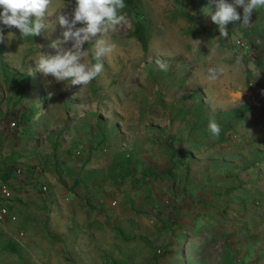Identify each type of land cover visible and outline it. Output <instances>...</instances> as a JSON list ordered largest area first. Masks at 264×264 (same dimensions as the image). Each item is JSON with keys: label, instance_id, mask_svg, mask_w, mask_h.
<instances>
[{"label": "rangeland", "instance_id": "374dc122", "mask_svg": "<svg viewBox=\"0 0 264 264\" xmlns=\"http://www.w3.org/2000/svg\"><path fill=\"white\" fill-rule=\"evenodd\" d=\"M136 1L138 9L127 6L124 23L105 37L115 48L103 59L104 71L82 88L36 70L39 52L55 55L49 45L63 40L55 14L45 17L49 28L36 37L0 25L5 37L13 33L0 43V170L2 178L12 170L7 184L13 198L6 203L18 218L0 224V264L40 261L41 239L31 242L41 228L47 237L52 224L53 233L70 226L88 242L52 240L47 249L55 264H181L184 253L187 264H264V74L256 65L264 58V9L253 12L247 27L231 22L229 37L217 39L218 27L205 16L209 0ZM237 11L242 17L243 9ZM137 22L147 27V54L130 35ZM192 39L202 41L198 53ZM84 48L92 60L93 46ZM157 58L168 71L159 69ZM217 65L224 74L210 80L207 70ZM23 79L29 88L22 99L15 87ZM194 94L213 114L247 104L250 123L228 142L208 140L199 152L187 133H179L175 181L147 182L139 173L118 178L124 156L133 154L138 169L167 161L160 139L180 128L170 123L171 106L187 109L198 100L185 97ZM31 108L38 112L34 120L9 127L17 123L12 112ZM78 175L87 177L75 184ZM91 222H97L95 231ZM20 231L25 237L18 243Z\"/></svg>", "mask_w": 264, "mask_h": 264}, {"label": "clouds", "instance_id": "9594fccd", "mask_svg": "<svg viewBox=\"0 0 264 264\" xmlns=\"http://www.w3.org/2000/svg\"><path fill=\"white\" fill-rule=\"evenodd\" d=\"M68 7L65 0L59 6L54 5L53 0H0V25L19 30L23 37H36L49 28L45 17L55 14L58 24L64 29L63 40L53 41L49 45L56 50L55 55L39 52V58L35 60L36 70L45 77L51 76L56 82L68 81L70 86L82 88L104 71L103 59L115 48L114 44L106 42L105 37L124 23L123 10L127 5L125 0H75L70 12ZM237 8L243 9L242 17ZM204 9L208 10L205 16L210 17L218 27L220 35L217 39H224L229 37L226 26L230 22L242 21L241 26H249L253 12L264 9V0H209ZM3 27H0V43L13 38L11 32L5 37ZM98 34L100 38L95 39L93 44ZM192 41V51L198 53L202 41ZM68 42H71L70 48L61 47ZM86 43L93 46L92 60L85 59L89 55L84 48ZM236 62L240 63L241 57L238 56ZM155 63L161 71H168L169 64L166 61L157 58ZM207 71L208 78L213 81L224 74V68L218 65ZM207 131L213 139L219 138L222 128L214 117L209 119Z\"/></svg>", "mask_w": 264, "mask_h": 264}, {"label": "trees", "instance_id": "16d2710c", "mask_svg": "<svg viewBox=\"0 0 264 264\" xmlns=\"http://www.w3.org/2000/svg\"><path fill=\"white\" fill-rule=\"evenodd\" d=\"M69 7L72 9L75 6V0H66ZM126 5L132 9H138L139 4L136 0H125ZM262 9H259L257 13H259ZM231 26V22L228 24ZM15 29V28H14ZM131 37L136 38L144 51L145 54L149 51V39H148V31L145 24L141 22H137L134 28V31L130 34ZM253 50L254 51H260L259 46L257 43H253ZM264 58H258L256 60L257 67L262 71L264 74ZM2 74L5 78V82L10 85L12 82V77L9 75L6 67L2 66ZM17 90H19V96L20 98H24L26 95L28 88H29V82L26 79H23L20 83H17V86L15 87ZM192 98L196 101L194 104L190 105L187 109L183 106L179 109L176 108L175 105L171 106L172 112H169L170 115V123L177 122L179 125V131L172 134L169 133L167 137L164 139H160V143L163 145L166 151V155L168 157L167 161L163 165H157V164H151V163H145L143 168L138 169L136 166V162L133 161L134 155L131 154L128 158H124L119 162L121 165V170L117 172L118 178L121 180H125L129 177H132L135 175V173H139L141 175V178L144 179L147 182H160L165 179L169 181H175L177 178V168H178V162L177 157L179 150L176 146V143H179V133L181 134L183 131L187 133L188 140L191 141V149L195 152H199L204 145H207L208 140L213 139L209 132L207 131V125L210 118L214 117L216 121L221 125L222 131L215 143L223 144L225 142H228L234 134L237 133L238 127L242 126L244 123L249 124V114H250V107L245 104L242 105L234 110L228 111V112H218L216 114L210 113L205 106L204 102L202 101V98L199 94H194L189 97H185V99ZM18 115L15 119L17 121V126L14 128L16 129L19 127V122L29 124L32 120L36 118L38 115V112L35 108H31L28 111L25 112H12V115ZM16 117V116H15ZM14 122V121H13ZM12 123V122H11ZM9 123V125L11 124ZM262 132L264 133V119L261 124ZM165 134V133H164ZM101 143H104L106 141V135H102ZM264 158V154L262 155ZM135 160V159H134ZM12 170L11 168H8L6 172L4 173V178H2L3 174L0 170V179L4 183H8V180L11 177ZM190 174V168H187V176ZM229 175H235L232 172L228 174ZM84 177L78 175L75 179V184L80 183L82 180H84ZM85 181V180H84ZM150 184V183H147ZM123 240L127 239L125 236H122ZM186 236L182 239L183 241H186ZM119 239V238H118ZM128 240V239H127ZM131 240V238H130ZM129 241V240H128ZM12 243L13 247L9 248L10 251L14 253H18V251L15 248V243ZM128 243V242H127ZM171 253V251L168 252L167 256ZM156 258V257H153ZM108 263H110L113 259L111 257H107L105 259ZM153 261H156L153 259ZM152 263V260L149 261V264ZM188 263V257H186V253L182 256L181 264H187ZM113 264H119L118 260H113Z\"/></svg>", "mask_w": 264, "mask_h": 264}, {"label": "crops", "instance_id": "0c3cea01", "mask_svg": "<svg viewBox=\"0 0 264 264\" xmlns=\"http://www.w3.org/2000/svg\"><path fill=\"white\" fill-rule=\"evenodd\" d=\"M88 225L90 227H94V231H95V227H98L97 226V222H94V223L91 222V223H88ZM55 227H56V225L52 224V227H51V225L48 226V230L45 229V232L48 235L47 237L46 236L44 237L42 235V228L37 230L36 234H37L38 237L36 236L35 238H33V241L31 242V245L35 241H36L35 243L37 245V238L41 239V240H38V248H39V252H41V255H40L41 259L39 261L38 258H33V264H55V257H54V259L52 258L53 256L49 253L47 248L53 244L52 240L56 241V238L59 241L62 240V242H65V238L66 239H71L70 236H72V237H74L73 239H75V237L77 236L76 240H74V245L75 244H81L82 246H85L88 243V242H86V239L84 237L80 236V234H75L73 232V230L70 229V226H68L66 230H62V231H59V232L57 231V233H53ZM66 236H68L69 238L66 237ZM18 243H20V242H18ZM35 255L37 257V254H35ZM51 261H52V263H51Z\"/></svg>", "mask_w": 264, "mask_h": 264}, {"label": "built area", "instance_id": "2783aa9c", "mask_svg": "<svg viewBox=\"0 0 264 264\" xmlns=\"http://www.w3.org/2000/svg\"><path fill=\"white\" fill-rule=\"evenodd\" d=\"M16 126H17L16 122H12L9 125L11 129H14ZM46 189L47 188H44V190ZM12 198H13V193L10 187L8 186V184L4 183L0 179V224H4L6 222L16 223L18 221L17 216L10 211L6 203L10 201ZM24 237H25L24 232L20 231L15 237V240L17 242H20V240L23 239Z\"/></svg>", "mask_w": 264, "mask_h": 264}]
</instances>
